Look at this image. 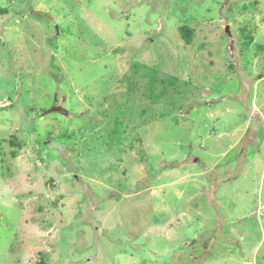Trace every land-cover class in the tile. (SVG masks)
I'll return each instance as SVG.
<instances>
[{
    "label": "rangeland",
    "instance_id": "1",
    "mask_svg": "<svg viewBox=\"0 0 264 264\" xmlns=\"http://www.w3.org/2000/svg\"><path fill=\"white\" fill-rule=\"evenodd\" d=\"M0 10V264H264V0Z\"/></svg>",
    "mask_w": 264,
    "mask_h": 264
},
{
    "label": "trees",
    "instance_id": "2",
    "mask_svg": "<svg viewBox=\"0 0 264 264\" xmlns=\"http://www.w3.org/2000/svg\"><path fill=\"white\" fill-rule=\"evenodd\" d=\"M3 11L0 10V14H2ZM182 37L187 45L191 43V32L187 27L182 28L181 30Z\"/></svg>",
    "mask_w": 264,
    "mask_h": 264
},
{
    "label": "water",
    "instance_id": "3",
    "mask_svg": "<svg viewBox=\"0 0 264 264\" xmlns=\"http://www.w3.org/2000/svg\"><path fill=\"white\" fill-rule=\"evenodd\" d=\"M56 110H58V109H56V108L51 109V111H56Z\"/></svg>",
    "mask_w": 264,
    "mask_h": 264
}]
</instances>
